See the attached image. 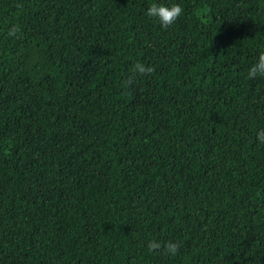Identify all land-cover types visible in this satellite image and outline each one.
<instances>
[{
    "label": "trees",
    "instance_id": "obj_1",
    "mask_svg": "<svg viewBox=\"0 0 264 264\" xmlns=\"http://www.w3.org/2000/svg\"><path fill=\"white\" fill-rule=\"evenodd\" d=\"M152 2L0 0V264H264V0Z\"/></svg>",
    "mask_w": 264,
    "mask_h": 264
},
{
    "label": "clouds",
    "instance_id": "obj_2",
    "mask_svg": "<svg viewBox=\"0 0 264 264\" xmlns=\"http://www.w3.org/2000/svg\"><path fill=\"white\" fill-rule=\"evenodd\" d=\"M181 7L179 3L174 0H167V2H160V0H153L151 4L145 9V15L148 18H154L159 22L160 27L166 28L173 24L181 14ZM134 71L144 73L151 71L150 67H145L142 63H137L134 66ZM257 75H264V51H260L256 59L249 66L247 70V76L249 78H255ZM258 140L264 142V134L258 133ZM157 246L154 242L150 243L149 247ZM166 249L175 254L177 245L175 243H169L166 245Z\"/></svg>",
    "mask_w": 264,
    "mask_h": 264
}]
</instances>
